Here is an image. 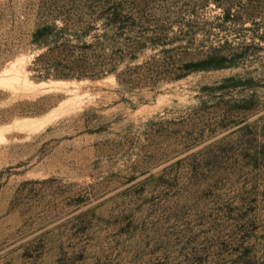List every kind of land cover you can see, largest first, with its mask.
Masks as SVG:
<instances>
[{"label": "rangeland", "instance_id": "374dc122", "mask_svg": "<svg viewBox=\"0 0 264 264\" xmlns=\"http://www.w3.org/2000/svg\"><path fill=\"white\" fill-rule=\"evenodd\" d=\"M156 6L201 31L194 49L250 56L153 91L38 83L49 1L0 0V264H264V29Z\"/></svg>", "mask_w": 264, "mask_h": 264}, {"label": "trees", "instance_id": "16d2710c", "mask_svg": "<svg viewBox=\"0 0 264 264\" xmlns=\"http://www.w3.org/2000/svg\"><path fill=\"white\" fill-rule=\"evenodd\" d=\"M47 1L50 17L36 26L29 42L38 52L30 67L31 79L38 83L114 78L128 92L153 91L197 73L238 68L250 56L234 53L228 44L194 49L201 31L190 22L161 25L158 0ZM65 1L73 3L69 10L60 6ZM210 3L220 10V28L251 23L257 32L264 29V0H202L203 7ZM258 39L261 50L264 34ZM227 82L240 80L230 77Z\"/></svg>", "mask_w": 264, "mask_h": 264}]
</instances>
